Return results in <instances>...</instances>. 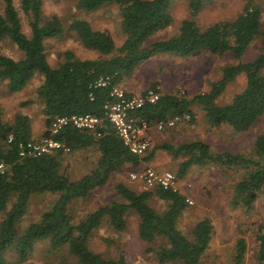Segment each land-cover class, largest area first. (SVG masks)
I'll use <instances>...</instances> for the list:
<instances>
[{
  "label": "trees",
  "instance_id": "1",
  "mask_svg": "<svg viewBox=\"0 0 264 264\" xmlns=\"http://www.w3.org/2000/svg\"><path fill=\"white\" fill-rule=\"evenodd\" d=\"M211 1L187 0L188 16L180 21L176 32L148 41L154 32L171 23L170 0H76V6L85 12L107 3L116 5L122 41L115 45L106 30L93 28L83 16L75 14L65 24L55 13H42V0H18V7L12 0H1L0 42L7 39L21 51V55L13 58L0 50V80H5L8 90L15 91L36 72L42 75L35 92L45 127L39 135L33 136L27 114L15 112L10 119H3L0 108V162L3 165L0 169V264H5L7 250L23 259L38 241L47 243L49 251L65 250L54 264H66L68 255H72L77 264H125L122 252L105 256L91 249L88 239L103 221L116 231L124 230L130 210L137 218L138 237L155 244L148 249L159 263L201 264L213 235V224L203 215L183 231L178 219L189 203L179 192L159 186L135 190L118 179L113 183L117 194L114 199L100 203L76 220L68 209L72 199L102 186L112 172L136 170L158 149L173 157L182 156L176 168L167 165L177 178L183 176L189 166L205 162L225 168H242L240 178L232 186L230 205L239 208L243 215L235 224L236 236L227 263L245 264L249 248L244 234L251 226L256 241L255 247L251 248L253 264H264V225L247 222L255 200L264 196V131L255 135L251 154L216 152L206 142L193 139L177 144L153 142L142 155H136L122 144L103 113L102 104L110 85L120 86L124 75L156 53L184 57L200 52L217 55L230 52L236 61L225 64L205 91L185 97L163 92L158 87L156 101L143 105L138 114L152 125L158 119L187 112V121L192 122L191 105L196 103L209 125L224 124L237 132L253 125L264 112V52L249 60H242L241 56L255 37L264 40V28L260 27V2L245 0L233 18L200 27L193 17ZM19 11L26 17L28 33L21 29ZM69 31L84 47L95 50L97 56L80 58L66 49L62 52V60L50 65L44 49L45 38L62 37ZM240 73L244 75L243 87L225 102H217L215 99L225 85ZM104 76L109 77L108 83L93 85L98 77ZM155 85L156 82H151L147 87ZM125 94L132 92L125 91ZM72 113L94 114L100 118V123L91 130L67 123L52 134L68 146V151L59 148L34 156L17 154L19 141H38L48 136V127L54 116ZM90 146L97 152L94 165L79 177L68 178L60 169L64 154ZM135 181L138 186L139 181ZM44 191L56 192L55 198L48 208L40 211L37 219L21 228L18 222L30 195ZM154 201L159 204L153 205Z\"/></svg>",
  "mask_w": 264,
  "mask_h": 264
},
{
  "label": "rangeland",
  "instance_id": "2",
  "mask_svg": "<svg viewBox=\"0 0 264 264\" xmlns=\"http://www.w3.org/2000/svg\"><path fill=\"white\" fill-rule=\"evenodd\" d=\"M244 1L212 0L198 10L193 17L194 21L203 27L216 20L231 19L240 11ZM256 1L260 2V27L264 28V1ZM12 2L18 7V0H12ZM1 9L2 2L0 0V11ZM41 9L44 15L55 13L65 24L75 14L83 16L93 28L106 30L113 38L115 45L122 41L117 7L113 3L103 4L96 10L85 12L76 6V0H42ZM169 10L172 16L171 23L154 32L148 41L165 38L176 32L180 21L188 16L187 0H170ZM19 14L21 29L28 33L26 17L21 11ZM44 49L46 59L52 66L62 60V52L66 49L71 50L75 56L80 58H95L97 56L95 50L84 47L70 31L64 32L62 37L45 38ZM0 50L13 58L21 55V51L7 39L0 42ZM259 52H264V40L261 37H255L244 50L241 59L249 60ZM235 61L230 52L220 55L200 52L184 57L171 53H156L136 64L129 74L122 77L119 84L126 92L136 93L145 89L151 82H156L163 92L190 97L195 93L205 91L209 82L219 76L221 68L225 64ZM41 79L42 75L36 72L22 88L15 91L8 90L5 80H0L1 117L10 119L15 112L27 114L33 136L39 135L45 127L41 104L35 92ZM243 85L244 75L240 73L225 85L215 100L220 103L225 102ZM191 108L193 111L192 122H179L171 128L163 130H156L151 126V143L161 142L159 138L155 139V135L160 136L174 131L173 136L178 139H170L172 144L199 139L206 142L209 148L216 152L238 151L251 154L255 135L264 131V112L247 130L237 132L224 124L209 125L203 110L196 103H193ZM169 135L172 136V134ZM158 151L162 153V157L166 159L165 163H167L162 168L168 169L167 165L176 168V163L182 157L181 155L173 157L160 149ZM96 155L97 152L92 146L66 152L62 158L60 169L68 178L75 179L94 165ZM140 168L141 166H138L136 170ZM136 170L114 171L102 186L92 189L83 197L72 199L68 204V209L73 213V220L100 203L114 199L117 194L113 183L118 179L126 182L133 189L136 188L135 190L144 189L139 183L137 186V182L129 177V172ZM241 174L242 168L239 166L225 168L212 162H205L189 166L184 175L178 177L180 188L192 200V203L187 204L179 217L178 225L183 231H186L197 217L203 215L208 217L213 224V235L206 253L202 256L201 264H228L227 260L236 236L235 224L243 215L239 208L230 205L232 186ZM55 196L56 192L48 191L31 194L18 225L22 228L28 222L37 219L40 211L48 208ZM260 196L255 200L253 209L247 218V222L254 221L256 225L261 223L264 225V196ZM152 204L158 205L159 202L154 201ZM127 214V225L122 231H116L106 222H101L88 239L89 247L105 256H116L122 252L125 264H163L159 263L154 258L153 252L148 249V246L155 244H149L138 237L135 213L130 210ZM244 236L249 248L245 264H253L251 248L255 247L256 241L251 226L248 227ZM64 251H49L47 243L38 241L23 259H19L12 250H7L5 264H54L61 254H65ZM66 264L77 263L72 255H68Z\"/></svg>",
  "mask_w": 264,
  "mask_h": 264
},
{
  "label": "built area",
  "instance_id": "3",
  "mask_svg": "<svg viewBox=\"0 0 264 264\" xmlns=\"http://www.w3.org/2000/svg\"><path fill=\"white\" fill-rule=\"evenodd\" d=\"M109 82V77H98L93 85H103ZM158 85L147 87L144 90L130 95H126L124 89L118 84L112 83L108 90V96L103 101L102 108L106 119L111 124L114 132L120 138L122 144L129 152L136 155H142L151 144L150 128L163 130L171 128L175 124L189 119L187 112L175 113L171 116L156 120L152 125L138 114L140 109L146 103H154L159 96ZM70 123L78 128L88 130L96 128L100 123V118L91 113H72L69 115H56L49 124L48 136L38 141L26 140L18 142L19 156L38 155L48 153L53 149L68 151L61 140L52 136L63 125ZM98 133V132H97ZM10 136L8 137V140ZM3 168L0 162V169ZM132 180H138L143 188L159 186L163 189L179 192L184 195V201L192 203L185 191L180 188L178 178L175 174L166 168L155 169L151 166H144L136 171L129 172Z\"/></svg>",
  "mask_w": 264,
  "mask_h": 264
},
{
  "label": "crops",
  "instance_id": "4",
  "mask_svg": "<svg viewBox=\"0 0 264 264\" xmlns=\"http://www.w3.org/2000/svg\"><path fill=\"white\" fill-rule=\"evenodd\" d=\"M132 93H134V92H132ZM169 134H172V136H170ZM173 134H174V131H169L168 134L164 133V134H162L160 136L159 135H155V139L159 138V140L161 142H164V141L170 142V139H172V138L173 139H178V137L173 136ZM159 157H160V160H159ZM165 162H166V159H164V157H162V153H160L158 150H155L153 155H152V157L149 158L147 161L141 162L139 164V166H141V168L144 167V166H151V167L153 166V167H155L157 169H163L162 167L166 166V164H167ZM139 183H140V181H139Z\"/></svg>",
  "mask_w": 264,
  "mask_h": 264
}]
</instances>
